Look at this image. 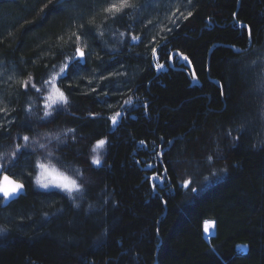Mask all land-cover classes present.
Instances as JSON below:
<instances>
[{"label": "trees", "instance_id": "obj_1", "mask_svg": "<svg viewBox=\"0 0 264 264\" xmlns=\"http://www.w3.org/2000/svg\"><path fill=\"white\" fill-rule=\"evenodd\" d=\"M117 2L0 0V264H264V0Z\"/></svg>", "mask_w": 264, "mask_h": 264}, {"label": "snow or ice", "instance_id": "obj_2", "mask_svg": "<svg viewBox=\"0 0 264 264\" xmlns=\"http://www.w3.org/2000/svg\"><path fill=\"white\" fill-rule=\"evenodd\" d=\"M69 3H71V0H69ZM128 7H130L129 0H119V2H117V3L109 4V6L104 9V11L106 13H109V14H114V13L119 14V13L123 12L125 9H127ZM188 15L191 16L192 13L190 12ZM133 38L135 39V37H133ZM153 51L155 52L156 49H153ZM76 52L78 53V55L80 57L85 56V52L81 48H77ZM177 55L181 56L186 61L188 60V57L184 56L183 53H177ZM67 67H68V65H65V68H67ZM157 67H162V65H157ZM61 71H64V69H61ZM261 83L264 84V80H262ZM24 86H25V88L29 87L27 81L24 82ZM36 91H40V90L37 89ZM58 99L64 101L65 103L67 102V98L64 96L63 92H58ZM53 103H55V101H53ZM47 107H51V105H47ZM119 115H120V113L116 114V116H119ZM116 116L112 117L113 123H115V121H116ZM44 117H50L51 118V119L46 121L48 123H51V120L54 119V117L52 116V113L47 112V111L44 112ZM69 131L74 132L75 130H69ZM22 139L25 142H27L29 140V137L24 136V137H22ZM98 143L102 145L105 143V141L100 140ZM25 147H26V144H25ZM40 147L44 148L45 145L41 144ZM21 154H23V153H21ZM13 155H15V153H13ZM95 163L99 164L100 163L99 159H96ZM39 167L42 169V172H41L40 177H38V183H43V186L45 188H47L49 184H55V185H59V187H61L63 189L68 190L69 193L71 192L72 189L79 188V185L77 184L76 180L71 179V178L67 177L66 175L58 172L54 167H49L48 164H43V163L39 164ZM4 182H5L4 186L0 187V192H2L5 197L11 196L13 193L17 192L18 190H20L24 187V185L21 183L11 181L7 175L4 176ZM191 191L195 192L196 189L192 188Z\"/></svg>", "mask_w": 264, "mask_h": 264}, {"label": "rangeland", "instance_id": "obj_3", "mask_svg": "<svg viewBox=\"0 0 264 264\" xmlns=\"http://www.w3.org/2000/svg\"><path fill=\"white\" fill-rule=\"evenodd\" d=\"M259 60H260V59H259ZM251 65H257V66L260 67L258 61H257V62H251ZM247 67H248V65H247ZM263 72H264V70H263ZM263 72L261 71V67H260V72L258 73V75H255V77L253 78L254 81H253V83H252L251 91H248V92L246 93V94H248V96H251V95L254 96V97H250V101L252 102V104L255 105V106H257V110L254 111L253 116H254V115L256 116V114H258V116H261V115H260V114H262L261 110L264 111V97L262 98V95H263V93H264V89L261 88V87L263 86V84L261 83V82H262V78H261V77L264 76V73H263ZM261 74H262V75H261ZM263 78H264V77H263ZM256 81H257V83H255ZM258 83H260V85H261L260 88H257V84H258ZM53 101H55V103L58 102V96H56L55 100L52 99L51 103H53ZM53 104H54V103H53ZM258 112H259V113H258ZM117 113H120V115H119V116H116ZM121 114H122V112H116L115 114L112 115V117H113V116H116V121H115V123H113V121H112V117H111L112 128H115V127L118 125L119 121H120L121 118H122ZM104 141H105V143L102 144V145L99 144V143L97 144V148H98V149L96 148V149H97V155H96L95 158H94V163H95V160H96V159H99V161H100V163H101V154H100V151H103V150L105 149L106 140H104ZM100 163H99V164H100ZM39 164H41V163H39ZM39 164H38V173H37V176H36V183H37V185H38L39 188H41V189H47V190H48V189H58V190H61V191L66 192V193H69L68 190L59 187V185L49 184L48 187L45 188V187L43 186V183H38V177H40L41 172H42V169L39 167ZM95 164H96V163H95ZM49 167H53V166H50V165H49ZM54 168H55L58 172H60V173H62V174H64V175H66L67 177L73 179L71 176L67 175L66 173H64V172H62V171H60V170H58L56 167H54ZM11 181H12V180H11ZM4 184H5V182H4V179H3L2 184H1L0 187H3ZM187 184H188L187 186H190L191 181L188 182ZM21 190H22V189L18 190L17 192L13 193L11 196L18 194V192L21 191ZM73 190H74V189H72L70 193H72ZM214 223H215V222L212 221L211 219H206V220L204 221L203 233H204V236L207 237V239H210V237L214 234Z\"/></svg>", "mask_w": 264, "mask_h": 264}, {"label": "bare ground", "instance_id": "obj_4", "mask_svg": "<svg viewBox=\"0 0 264 264\" xmlns=\"http://www.w3.org/2000/svg\"><path fill=\"white\" fill-rule=\"evenodd\" d=\"M156 264H158V260H156V262H155Z\"/></svg>", "mask_w": 264, "mask_h": 264}, {"label": "water", "instance_id": "obj_5", "mask_svg": "<svg viewBox=\"0 0 264 264\" xmlns=\"http://www.w3.org/2000/svg\"><path fill=\"white\" fill-rule=\"evenodd\" d=\"M156 264V263H155Z\"/></svg>", "mask_w": 264, "mask_h": 264}]
</instances>
